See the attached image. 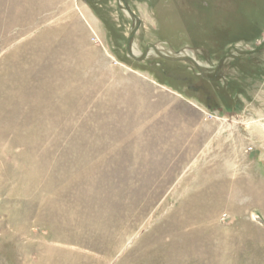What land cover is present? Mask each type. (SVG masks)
Instances as JSON below:
<instances>
[{"label":"rangeland","instance_id":"374dc122","mask_svg":"<svg viewBox=\"0 0 264 264\" xmlns=\"http://www.w3.org/2000/svg\"><path fill=\"white\" fill-rule=\"evenodd\" d=\"M0 264H264V0H0Z\"/></svg>","mask_w":264,"mask_h":264}]
</instances>
